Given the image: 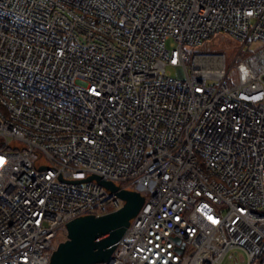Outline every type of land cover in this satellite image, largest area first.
Segmentation results:
<instances>
[{
	"label": "built area",
	"instance_id": "obj_1",
	"mask_svg": "<svg viewBox=\"0 0 264 264\" xmlns=\"http://www.w3.org/2000/svg\"><path fill=\"white\" fill-rule=\"evenodd\" d=\"M93 177L144 198L96 264H264V0H0V264L123 208Z\"/></svg>",
	"mask_w": 264,
	"mask_h": 264
},
{
	"label": "water",
	"instance_id": "obj_2",
	"mask_svg": "<svg viewBox=\"0 0 264 264\" xmlns=\"http://www.w3.org/2000/svg\"><path fill=\"white\" fill-rule=\"evenodd\" d=\"M125 201L120 210L104 216H86L67 224V240L55 250L51 264H96L111 262L116 244L144 205L138 192L120 190L113 183L93 177ZM91 179V180H92Z\"/></svg>",
	"mask_w": 264,
	"mask_h": 264
},
{
	"label": "rangeland",
	"instance_id": "obj_3",
	"mask_svg": "<svg viewBox=\"0 0 264 264\" xmlns=\"http://www.w3.org/2000/svg\"><path fill=\"white\" fill-rule=\"evenodd\" d=\"M235 47L236 44L230 37L226 35H216L214 36L212 41L206 44L203 48L195 49L194 53L225 54L228 65H230L234 57ZM245 51L247 50L245 49ZM232 76H234L236 82V71H232ZM67 237V230H62L57 239V244L59 245L60 243L65 242L67 240ZM242 257V253L240 251H233L228 255V257H226L222 264H245Z\"/></svg>",
	"mask_w": 264,
	"mask_h": 264
},
{
	"label": "trees",
	"instance_id": "obj_4",
	"mask_svg": "<svg viewBox=\"0 0 264 264\" xmlns=\"http://www.w3.org/2000/svg\"><path fill=\"white\" fill-rule=\"evenodd\" d=\"M208 44V43H207Z\"/></svg>",
	"mask_w": 264,
	"mask_h": 264
}]
</instances>
